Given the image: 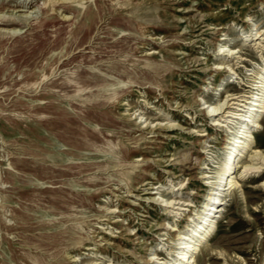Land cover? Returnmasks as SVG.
Masks as SVG:
<instances>
[{
  "label": "rangeland",
  "instance_id": "obj_1",
  "mask_svg": "<svg viewBox=\"0 0 264 264\" xmlns=\"http://www.w3.org/2000/svg\"><path fill=\"white\" fill-rule=\"evenodd\" d=\"M258 26L264 0H0V264H139L129 252L137 236H153L149 253L166 255L173 243L148 231L161 210L146 197L171 195L181 180L177 195L193 208L201 160L162 158H194L202 145L219 155L225 133L183 107L204 78L194 59L214 65L218 44L243 47L245 60L228 57L237 78L219 91L243 92L264 63L249 40ZM167 119L212 138L198 144L176 129L147 128ZM259 123L253 145L264 149V112ZM262 180L264 169L225 196L190 264H264ZM128 226L136 236L121 231Z\"/></svg>",
  "mask_w": 264,
  "mask_h": 264
},
{
  "label": "bare ground",
  "instance_id": "obj_2",
  "mask_svg": "<svg viewBox=\"0 0 264 264\" xmlns=\"http://www.w3.org/2000/svg\"><path fill=\"white\" fill-rule=\"evenodd\" d=\"M68 1L83 3V0ZM252 35L253 37L249 39L250 41L254 40L252 45L257 44V47L264 49V28H260V26L256 27V31ZM217 41L219 42L221 39H217ZM242 48L243 47L237 48L235 46H230L228 41L218 44L216 47V54L222 55V57L221 60L214 63V65H209L206 61L204 62L202 58L197 57L194 59V62L196 61L197 65L204 70V78L189 97L188 103L184 104L183 107L186 108L188 105L189 107L194 106L195 111L200 112L209 120L208 124L215 127L214 130L225 131V133L222 134L223 137L221 136L220 152L219 155H216L213 151H208L205 145H202L200 150L196 149L198 155L194 158H192L188 152L180 154L174 152L169 154L166 158H162L163 162L169 163L168 165H181L183 161L190 158L193 163H196L197 160H201V165L197 167L199 169L197 178L200 180V185L198 190L194 192L196 194V204L193 205L191 209L185 208V206L190 205V200L188 198L183 199L177 195H181L180 190H182L184 186V182L181 180L177 181L179 186L171 188V195H169V193H159L160 195L156 196L154 194L157 192H153L152 194L150 193V196L146 197V199H149V202L157 204L161 210L160 214H155L156 216L152 218V221L149 223L148 231H154V233L163 236V238L161 237L162 240L173 243V245L169 246L167 253L164 252L166 255L159 257L158 252L149 253L150 247H145L156 241L153 236L149 243L140 241L138 236L133 237L131 241L134 247L130 251L127 249L125 251H129L131 255L138 260L139 264H190L191 262H195V254L210 240L215 222H217L215 218L219 215V212L224 210L223 204H225V196L233 190L241 189V181L246 175L260 172L264 169V149L259 148L257 145H253L252 138L253 132L260 126L259 119L264 112V72L260 70L264 67V63L259 67L257 66L258 68L254 70V72L248 73L251 74L252 78H250V82L248 81L249 85H244L248 88L244 89L243 92L226 93L224 95L219 92L225 88L224 85L233 81L231 80L232 76L236 77L238 75L234 68L236 62L231 64L228 57L232 56V58L236 57L241 61L245 60V57L240 54ZM262 62H264L263 59ZM209 77L213 78V82L207 80ZM209 83L212 84V86H209L214 92L211 98H204L202 94L208 90L207 85ZM144 121L148 122L147 118H145ZM156 126H161L169 130H179L181 133L194 137L193 142H197L198 144H204L207 138H212L204 129H194L192 126L183 127L179 123H173L170 119H167L165 123L160 122L148 125L147 128L152 129ZM113 148L114 147H111L109 149L112 153H116L118 149L114 152ZM199 153H204L206 157L202 154L199 155ZM242 158H244V160ZM229 159L230 165L228 166L227 162ZM140 160L142 159L136 158V160L134 159L132 161L136 162ZM171 161L173 162L170 163ZM117 162L122 164L119 160ZM231 164H234L232 168H230ZM165 172L171 176L172 179H179V175H177L174 170L167 169ZM262 184H264V180H262ZM162 185L163 184H159L155 187H151V189H157L158 191V188ZM172 194H174V196ZM109 207L104 206L103 209L112 212L117 208ZM184 210H187L186 213L179 212ZM170 212H172L173 215H170ZM177 214H180V219H172L174 222L171 224L169 218L167 219V217L164 216L168 215L174 217ZM121 231H128L129 233H127V236L137 233V231H135L131 234V228L129 226ZM110 232L112 233L114 231ZM120 235L125 234L120 233ZM108 244L111 243L109 242ZM112 244L114 247L121 250L120 245L117 246L113 242ZM181 247H183V250L181 249L180 255L175 258L174 254L177 252L178 248ZM90 248L89 246L88 249ZM216 253L221 254V251H216ZM66 258L68 259L70 257L67 256ZM95 260L97 259L90 260L88 264H99L94 263Z\"/></svg>",
  "mask_w": 264,
  "mask_h": 264
}]
</instances>
